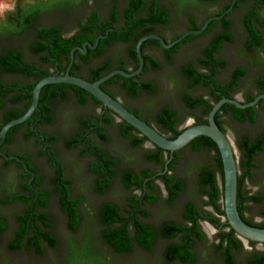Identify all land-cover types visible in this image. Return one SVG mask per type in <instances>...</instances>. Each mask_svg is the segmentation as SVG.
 <instances>
[{
	"label": "trees",
	"instance_id": "1",
	"mask_svg": "<svg viewBox=\"0 0 264 264\" xmlns=\"http://www.w3.org/2000/svg\"><path fill=\"white\" fill-rule=\"evenodd\" d=\"M176 2L178 10H181L183 6L190 4L192 1L176 0ZM142 3L143 0H129L124 11L125 20L122 26L109 33L111 40L128 43L127 55L131 61L136 63L135 67L133 69L125 68V61L121 56L117 59L116 66L99 68L94 71L93 76L84 79L92 82L114 69L132 71L137 68L138 57L135 50L137 40L144 35L152 34L151 24L166 23L169 19L167 10H160L157 2L153 3L152 10L147 18H143L140 14ZM111 16L113 23L119 19L116 7L113 8ZM96 17V14H93L88 23L94 24ZM82 27L81 32L68 35H59L52 28L46 32L50 37L48 43L37 46L36 51L46 53V56L43 57L44 60H47L48 57L60 59L62 55H67L70 59V51L77 46H82L84 40L88 39L91 43H94L95 37L82 36V33H87L88 25ZM193 28L197 29L198 26L194 25ZM179 36L177 35V37ZM196 37L197 35L192 34L174 48L165 50V59L171 61L180 45ZM221 40H231L230 35L224 34L219 38H215L205 48L201 57L198 58L197 64L188 62L183 65L182 75L186 87L193 90L198 86H202L205 90L202 93L185 91L181 94V100L187 109L186 116H180L169 105L161 108L157 115V123L163 130L160 133H165L164 135L169 139H173L181 133L183 128L179 129L177 125L184 119L192 117L194 124L207 123L208 113L214 103L222 97L233 98L235 86L246 70L245 68L235 69L227 84H223L217 79L219 70L226 65V61L217 56ZM154 42L156 41H145L142 44V53L145 62L152 63V70H157L161 66L160 62L154 56L145 53L144 50L146 45ZM254 44L255 40H251L248 42L247 47L251 49ZM77 52L75 51V54ZM20 57V54L16 52H9L0 57V64L8 70L14 71L13 65L20 60ZM35 69L34 81L25 83L23 86L16 83L8 86L0 81V109L3 107L7 96L11 103H16L19 99L27 100L24 109L17 110L11 105L3 112L0 118V129L6 122L24 114L31 102V89L33 86L42 77L51 75L41 66H36ZM24 71L27 73L28 69L25 68ZM140 77L141 74L129 78L115 75L102 83L101 88L114 98L120 97L121 92L127 98L134 100L138 99L142 93L155 94L158 90L157 83L150 80L142 81ZM259 83L261 92L258 94L264 93V77L259 79ZM69 89L75 92L76 103L73 102L79 107L86 105L87 96L93 97L90 93L74 85L64 83L45 85L40 93L38 108L32 116L25 122L12 127L6 135V141H12L14 139L13 134L16 133H19L22 139L34 137L36 139L34 144L39 155L47 157L48 163L53 169L50 178L52 191L42 188L44 177L37 175V167L30 162V167L35 172L31 184L29 180L32 176L24 172L21 175L22 185L20 191L1 200L3 204L21 202L25 206L21 213L15 215V221L20 226L15 235L16 242L12 244V247L21 248L24 240H27L29 242L27 248L36 246L37 252L41 253L44 247L39 244L40 239L46 240L50 245L56 243V236L45 231V228L49 227L53 221L50 212L47 210L50 193L52 192L58 198L60 209L66 216L67 227L70 231L67 238L69 264H80L82 262L83 264H115L97 247L93 228H91L88 239L83 238L82 235L80 236L83 222L81 213L83 199L81 196L72 193V180L66 173L64 162L54 149V145L59 139L58 135L47 133L44 130L45 127L52 125L55 121L54 103L56 101H71L69 99ZM258 94L250 95L244 102L251 101ZM94 101L95 106L91 114L80 115L78 113L68 116L69 121L74 120L75 127L73 132L64 138V145L70 150H76L81 157L88 160L87 169L94 176V189L96 192L106 193L117 179H119L122 188L126 192L121 204L105 201L99 206L96 229L102 243L114 254L130 255L136 248L145 252L152 251L156 240L161 238L167 242L164 250L165 260L195 264L197 262V245L206 240L201 222L207 221L216 228L213 246L223 264H237L236 256L241 254L254 256L247 261V264H264V247L261 250L255 249L256 242L248 241L252 249L246 250L242 239L227 223L223 204L222 161L215 143L209 137L198 136L184 148L175 151L168 163L167 170L162 174L158 173L164 171L165 163L170 158V152L156 145L144 149L142 153L144 160L153 167H143L139 170L128 167L120 168L118 158L109 153L105 147V144L109 141L107 128L116 124L120 137L132 149L143 148L148 139L124 120L116 123L114 113L110 109L106 108L104 113L96 112V107H102L103 105L96 98H94ZM122 104L127 107L125 100L122 101ZM263 104L264 99L255 106L247 108H238L225 103L215 115V121L224 132V121L222 119L224 115H229L239 124H254L258 117V108ZM128 109L140 116L141 111L139 109ZM145 121L149 123L148 120ZM236 144L240 151V158L237 163V207L241 217L248 224L264 228V193H250L246 189V181L253 177L256 158L264 150V133L260 132L256 135L247 132L239 133ZM185 151L190 154L207 152L210 153L211 158L209 162L196 164V167L194 165L185 166L189 172L194 174L195 185L190 192L191 198L184 201L180 212V220L164 219L159 227H155L149 221L151 215L149 206L158 203L160 199L166 205H173L181 194L188 189L187 181L178 175ZM21 157L27 161L30 160L27 154ZM0 160L3 161L2 168L6 170L10 169L12 163L15 162L6 160L2 156H0ZM163 191L166 192V196H163ZM255 206H257L256 214H260L262 217L259 222H253L252 217L246 218L244 216L245 211H252ZM5 225L6 219L0 213V231ZM30 231H32V234H28ZM134 262L143 264L141 261Z\"/></svg>",
	"mask_w": 264,
	"mask_h": 264
},
{
	"label": "flooded vegetation",
	"instance_id": "2",
	"mask_svg": "<svg viewBox=\"0 0 264 264\" xmlns=\"http://www.w3.org/2000/svg\"><path fill=\"white\" fill-rule=\"evenodd\" d=\"M55 1H59V0H15V11L6 13L4 17L0 18V57L9 52H13V53L16 52L21 56L20 57L21 61L18 60L13 65L15 69L14 71H10L6 69V67L0 64L1 83L8 86H12L15 83L21 84V86H23V84L25 83L33 82L35 79L34 74L36 71L35 69L36 66H41L49 73L58 74V75L64 74L68 70V67L70 66L69 72L71 74L79 77L87 78L93 76L94 71H97L99 68H111L116 66L117 59L121 57V55L119 54L121 52V49H123L124 52V55H122L125 61L124 67L127 69H133L135 67L136 63L134 61H131L127 55L128 43L120 40H114V39L111 40L109 38V33L111 31L107 34L105 38L99 40L95 48L93 49L88 48L85 53H81L78 50H76L78 52L76 54L74 53L72 64H71L70 54H69L70 59H68L67 55H62L60 59H54L52 57H48L47 60H44L43 57L46 56V53L44 51L37 52L36 47L41 44L46 45L48 43L50 37L47 35L46 32L50 31L53 28L55 29L56 32H58L59 35L75 34L82 31L81 30L83 28L82 26L88 25L87 33L86 34L82 33L83 34L82 36L87 35L90 37H95L96 39L99 35L105 34L107 29L113 28L114 29L113 31H115L116 30L115 28H120L122 26V23L125 20L124 11L128 6L129 0H67L68 2H70V6H66V7H59L53 5L54 4L53 2ZM191 1L192 2L190 4L183 6L181 10H178V5L176 0H143L140 9V14L141 16H143V18H147L148 14L152 10L154 2H157V5L160 10L166 9L169 18L168 22L151 24V30L153 31L152 34L160 35L165 39L166 42H170L176 39L177 35H181L190 29H194L193 28L194 25L198 26V28L202 27V25L205 23V21L208 18L225 12L232 5V8L229 10V12H227L221 19L214 20L215 22L212 21L214 22V24L212 25H211L212 22H210L207 28L202 33L198 34L196 38L190 40L189 42L180 45L179 48L195 41L198 38H205L206 42L201 46L200 54H198L193 60L189 61L197 64L198 58L201 57L205 48L215 38H219L224 34H229L231 40H221V46L217 51V56L226 61V65L219 70L217 79L221 83L227 84L230 81L231 76L235 71V69L245 68L246 70L245 74L240 78V80L237 82L235 86V90L233 92V98H236L244 102L245 100L248 99L250 95H255L261 92L259 79L261 77H264V0H191ZM213 3H218L219 8L217 10L203 14V12H205V9ZM114 7L117 8L119 19L113 23L111 12ZM93 14H96L97 16L96 20L94 24H89L88 23L89 19L91 18V16H93ZM56 15L63 16L64 19L74 22L73 28L70 33L66 34L64 32V26L62 25V23L55 19H52L53 16ZM180 16H182L181 19L184 21L183 30L175 34L174 36L169 37L165 33V30L169 29L172 25L177 24L180 21ZM236 37L241 39V43H243L242 50L244 54L247 55V57H249V63L251 64V66L257 70V74L253 76L251 82L254 89L252 92L244 91L243 88V85L245 84V80L248 76L247 66L244 64H240V65L232 64L230 63L229 59L224 55L225 46L230 43H233ZM251 40H255V44L252 46L251 49H249L247 47V44ZM154 41L156 42L150 43L145 46L144 49L145 53L154 56L147 49L158 47L163 50V55L165 59V55H166L165 50L167 49L162 48L157 40ZM86 42H90V41L86 39L84 40V43ZM77 47H81V46H77ZM117 48H119L118 51ZM178 49H176V52ZM151 64L152 63L150 62H144L145 68H143V70L144 69L145 70L144 71L142 70V72L140 73L141 74L140 80L149 81L148 79H146L145 76L149 70L153 69ZM25 68L28 69L27 73L24 71ZM224 72H225V77L221 78ZM182 78L185 81L183 75ZM204 90L205 89L202 86H198L190 91L204 92ZM69 94H70L69 99L75 102L76 101L75 92L72 89H69ZM238 94H242V98H239ZM87 97H88V101L86 105H91L92 107H94L95 106L94 98L91 96H87ZM117 99H119L121 102L123 101L122 99H120V97H118ZM26 103H27L26 99H19L16 103H11L9 97L8 96L5 97L4 105L0 109V118L3 112H5L11 105H13L17 110H22L24 109ZM59 103L62 102L56 101L54 103L53 114H55L56 105H58ZM165 105L171 106L168 103H163L161 105H158V107H156V109L152 113L153 114L152 118L140 112L141 118L148 120L149 124L154 126L159 132H162L163 130L162 127L157 123V115L160 112L161 108ZM127 107L132 110H137V108H133L129 105H127ZM105 109L106 108L103 106L102 107L97 106L96 112L104 113L106 111ZM114 118L115 120L117 119L115 114H114ZM186 119H184L180 124L177 123L179 129L185 127L184 122L186 121ZM164 134L165 133H163V135ZM13 135H14V139L12 141H6L4 139V141L0 145V150L5 154L19 156L20 159L26 163V166L29 170H32L30 167V162H32V164L37 167V175H41L39 166L34 162L30 152L28 151L18 152L16 150H13L12 148L13 145H15V143L18 141V138H21L19 133ZM22 141L32 142V148H34L35 151L37 150L38 157L44 160L45 163L50 166L47 157L45 156L42 157L39 155L38 149H36L34 144L36 141L34 137H31L30 139H22ZM44 149H46V147H44ZM25 154L29 156L30 159L29 161L21 157ZM12 160L15 162L12 163L10 167L14 168V171L17 174V181L15 186L16 189L14 191L11 190L2 191V193L0 194V203L2 205L17 204L18 207L14 212L13 222L9 223L6 220L5 227L0 231V247H4L7 254L4 255L0 253V264L4 258L9 261V264H16V262H14L16 256L20 254H25L29 260H33L32 263H28V264H69L70 258H69L68 243H66L67 239L65 237V240L62 242V239H60V236L56 231L54 221H52V224L49 227L45 228V231L52 233L56 236L57 239L56 243L50 245L49 243L46 242V240L40 239L39 244L42 247H44V250L41 253L37 252L36 246L27 248V245L29 243L27 240H24L23 247L21 248L17 249L12 247V244L16 242L15 235L17 233L18 227L20 226V224L17 221H15V215L21 213L25 208V206L21 202L3 204L1 200L6 198L7 196H12L14 193H18L22 185L21 175L24 172L29 173L22 163L16 161L15 159ZM2 166H3V161L1 160L0 169H2ZM50 168L51 171L53 172L51 166ZM42 188H45L44 185ZM249 192L253 193L250 190ZM47 210L49 211V206ZM0 213L5 218L2 212ZM61 213L63 212L61 211ZM246 213L247 212L245 211L244 216L246 218H251L246 216ZM256 217L259 218V221L262 220L260 214H257ZM252 221L259 222L255 220V217H252ZM159 225L155 227H159ZM28 234H32V231L28 232ZM163 241H164V250H165V245L167 244V242L165 240ZM242 241L244 244V248L246 250L252 249V247L248 244V241L250 240L246 241L247 247L245 246V240L242 239ZM66 244H67V248L65 250L66 252L60 254L59 251L61 247H63V245ZM263 244L256 242L254 248L261 250L264 247ZM257 245H261L262 248L259 249ZM238 256L239 255L236 256L237 261H238ZM241 256L243 257L242 261L244 264H247V261L251 260L254 257L251 254H241ZM165 261L169 264L174 262L167 260ZM80 264H83V262Z\"/></svg>",
	"mask_w": 264,
	"mask_h": 264
},
{
	"label": "rangeland",
	"instance_id": "3",
	"mask_svg": "<svg viewBox=\"0 0 264 264\" xmlns=\"http://www.w3.org/2000/svg\"><path fill=\"white\" fill-rule=\"evenodd\" d=\"M55 6L66 7L70 6V2L67 0H59L53 2ZM52 5V6H53ZM219 8L218 3H213L205 9L204 13H208ZM62 17V18H59ZM180 21L172 25L169 29L165 30V33L172 37L175 34L181 32L184 27V21ZM52 19H55L62 23L64 26V32L70 33L73 28V21L64 19L63 16L56 15ZM47 23V21H46ZM206 42L205 38H198L195 41L182 46L174 54L171 61L164 59L163 50L158 47L148 48L154 57L160 62V68L157 70H149L146 74V79L154 81L158 85V90L155 94L149 95L146 93L141 94L138 99H130L123 95L121 92L120 99L125 100L127 105L139 109L142 113L147 116L153 117V112L163 103H168L173 109L178 111L181 116H186L187 109L181 100V94L185 91L191 92L185 85V81L182 78V67L184 64L193 60L198 54H200L201 46ZM224 55L229 59L232 64H244L248 68V76L243 85L244 91L252 92V78L257 74V70L254 69L249 63V57L243 52V43L241 39L236 37L233 43L225 46ZM119 48H117V51ZM121 56L124 55L123 49L119 53ZM225 77V72L222 74L221 78ZM191 93H202V91H194ZM239 98H242V94H238ZM93 112V107L91 105H86L84 107L77 106L73 101L62 102L56 105L55 109V121L52 125L47 126L44 130L47 133H55L58 135V141L54 145L55 151L58 153L59 157L62 159L66 166V173L72 180V193L74 195L81 196L83 203L81 206V213L83 217L82 230L80 231V236L88 239L91 234V228L94 230L95 243L97 247L103 252V254L109 258L115 264H138L134 261H141L143 264H169L164 258V241L158 238L155 242L153 250L150 252H145L140 249H135L130 255H117L114 254L104 243L100 241L97 226V213L101 203L105 201H111L117 204H121L123 198L126 194L121 186L119 179L115 180L112 187L106 193H98L94 189V176L89 173L87 169L88 160L81 157L76 150H70L64 145V138L69 136L74 129V120H68V116L71 114H89ZM224 121L223 125L228 135L231 143L233 144L235 150L237 151V160L240 158V151L238 150L236 139L237 135L242 132H247L252 135H256L260 132L264 133V104L258 108V117L254 124H239L235 122L229 115L222 116ZM116 123L120 120L116 119ZM194 123L192 117H188L184 122V126ZM109 134V141L105 144L106 149L118 158L120 163V168H132L134 170H139L143 167H153V165L147 163L143 158V151L146 148H152L153 146L149 143H145L143 148L132 149L129 144L123 140L118 131L116 124L109 126L107 128ZM13 150L18 152H30L34 162L39 166L40 173L44 177V187L51 190L50 177L52 175L51 168L44 160L40 159L37 155V150L32 148V142L22 141L18 138V141L13 145ZM211 158L210 153L201 152L196 154H190L188 151L183 153V160L181 162L180 168L178 170V175L182 176L188 184V189L181 194L178 200L173 205H166L162 199L154 205L149 206L151 215L149 221L154 225L158 226L159 223L164 219H174L180 220V212L183 207L184 201L191 198L190 192L192 187L195 185L194 174L189 172L185 166L194 165L209 162ZM1 163V160H0ZM13 172V173H10ZM14 168L10 169L2 168L0 171V194L2 191H14L16 189L17 175ZM246 187L251 192H262L264 193V150L260 152L256 158V167L253 169V177L247 180ZM163 196H166L165 191ZM264 205V204H263ZM18 205H2L0 203V212L5 216L9 223L13 222V215L16 211ZM256 208L254 207L252 211H248L246 216L255 217L256 221L259 218L256 217ZM49 211L52 215L53 221L55 222V228L62 239V242L68 238L70 231L67 227L66 216L61 213L59 207L58 198L54 193H50L49 198ZM202 230L205 231L206 240L199 243L196 248L197 252V262L195 264H223L222 260L214 250L213 241L216 233V229L207 221H202ZM67 243V242H66ZM245 246L247 243L245 241ZM69 247V244H68ZM261 249V245H257ZM67 244L61 247L59 253L66 252ZM0 253L7 255L5 248L0 247ZM5 257V256H4ZM243 257L238 256L237 264H244L242 261ZM33 260H29L25 254H20L16 256L14 262L16 264H28L32 263ZM1 264H9V261L5 258L1 261ZM170 264H182L178 261H174Z\"/></svg>",
	"mask_w": 264,
	"mask_h": 264
},
{
	"label": "water",
	"instance_id": "4",
	"mask_svg": "<svg viewBox=\"0 0 264 264\" xmlns=\"http://www.w3.org/2000/svg\"><path fill=\"white\" fill-rule=\"evenodd\" d=\"M232 8V5L223 13L219 15H214L208 18L202 27L198 29H190L183 34H181L176 39L166 42L165 39L157 34H148L140 37L135 46L136 54L138 57V66L132 71H125L123 69H114L103 75L102 77L96 79L95 81H88L82 77L73 75L68 70L61 75L51 74L42 77L36 82V84L31 89V102L27 110L21 116L11 119L6 122L0 129V145L6 138L8 131L19 125L26 120H28L35 110L38 108L40 93L42 88L45 85L49 84H70L77 86L86 92L90 93L94 98L102 103L103 107L110 109L117 117L118 120H124L129 125L133 126L138 130L142 135H144L150 145H156L166 151L170 152V158L166 161L164 166V171L158 173L162 174L167 170L168 163L173 156L175 151H178L188 145L192 140L198 136L209 137L216 145L223 166V204L224 212L227 223L230 227L236 232V234L244 239L245 241L250 240L260 244L264 243V228L252 226L248 224L240 215L237 207V180H238V167H237V151L235 150L233 144L231 143L228 135L218 126L215 121V115L220 110V108L225 104H232L238 108H247L255 106L259 101L264 99V93L256 95L251 101L243 102L236 98H227L222 97L216 103L208 113L207 123L203 124H190L183 128L180 134L175 138L169 139L167 136L161 134L154 126L147 123L140 116L133 113L122 102L111 96L108 92L101 88V84L109 80L115 75H121L123 77H133L139 75L144 68V56L142 53V44L147 40H157L162 48L170 49L173 48L176 44L183 41L190 35H198L202 33L210 22L214 20L221 19L229 10ZM113 28L107 29L105 34L99 35L93 44L90 42L84 43L81 47H75L70 51L71 64L73 62L74 53L78 50L81 53H85L88 48H95L100 39H103L107 36L110 31H113ZM0 155L6 160L15 159L16 161L22 163L25 168L28 170L29 174L32 176L30 183L35 173L32 170H29L26 166V163L20 159L17 155H7L0 150ZM203 222H201L202 224Z\"/></svg>",
	"mask_w": 264,
	"mask_h": 264
},
{
	"label": "clouds",
	"instance_id": "5",
	"mask_svg": "<svg viewBox=\"0 0 264 264\" xmlns=\"http://www.w3.org/2000/svg\"><path fill=\"white\" fill-rule=\"evenodd\" d=\"M15 11V0H0V18L6 13Z\"/></svg>",
	"mask_w": 264,
	"mask_h": 264
}]
</instances>
